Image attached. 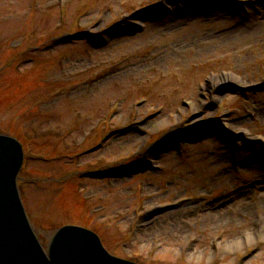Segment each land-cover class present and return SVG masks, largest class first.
I'll list each match as a JSON object with an SVG mask.
<instances>
[{"label":"rangeland","instance_id":"obj_1","mask_svg":"<svg viewBox=\"0 0 264 264\" xmlns=\"http://www.w3.org/2000/svg\"><path fill=\"white\" fill-rule=\"evenodd\" d=\"M195 1L147 22L162 0H0V132L24 145L19 190L45 247L76 223L141 264H264V0L248 14ZM93 27L90 51L54 47ZM227 71L252 88H201ZM223 111L229 129H207Z\"/></svg>","mask_w":264,"mask_h":264},{"label":"water","instance_id":"obj_2","mask_svg":"<svg viewBox=\"0 0 264 264\" xmlns=\"http://www.w3.org/2000/svg\"><path fill=\"white\" fill-rule=\"evenodd\" d=\"M22 160L19 143L0 135V264H136L110 255L94 232L72 226L57 232L47 257L16 187Z\"/></svg>","mask_w":264,"mask_h":264},{"label":"bare ground","instance_id":"obj_3","mask_svg":"<svg viewBox=\"0 0 264 264\" xmlns=\"http://www.w3.org/2000/svg\"><path fill=\"white\" fill-rule=\"evenodd\" d=\"M228 80H226V79H222V82L223 83H226ZM215 88V87H214ZM214 88H213V90H214ZM214 91H212L211 90V93H213ZM209 106H213V103H211V105H209ZM201 107V106H200ZM200 109H202V107L200 108ZM201 112H202V110H201ZM200 113V112H199ZM199 113H198V115H199ZM213 114H215V113H213ZM212 125L213 124H211V125H209L208 126V128L211 130L213 127H212ZM201 128V127H200ZM262 202V201H261ZM217 216V213H214V214H212V216H211V218L212 219H217V218H215ZM220 216V215H219ZM220 220H224V219H220ZM262 230H264V227H262ZM256 234V232H254V235ZM254 235H253V237H254ZM253 240V238L251 239V241ZM233 246H235L236 248H239V247H241L242 245H241V243H240V241H237L236 243H234L233 244Z\"/></svg>","mask_w":264,"mask_h":264}]
</instances>
